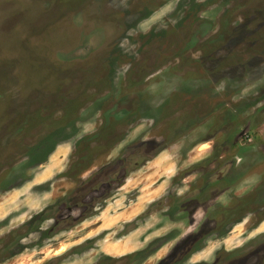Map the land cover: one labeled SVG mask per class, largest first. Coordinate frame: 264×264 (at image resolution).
<instances>
[{
    "label": "rangeland",
    "instance_id": "1",
    "mask_svg": "<svg viewBox=\"0 0 264 264\" xmlns=\"http://www.w3.org/2000/svg\"><path fill=\"white\" fill-rule=\"evenodd\" d=\"M43 216L2 264H264V0H0V243Z\"/></svg>",
    "mask_w": 264,
    "mask_h": 264
},
{
    "label": "flooded vegetation",
    "instance_id": "2",
    "mask_svg": "<svg viewBox=\"0 0 264 264\" xmlns=\"http://www.w3.org/2000/svg\"><path fill=\"white\" fill-rule=\"evenodd\" d=\"M95 179H94V181H95ZM120 186L121 185H119V187ZM56 218L57 219L54 222L55 223L54 227L52 229L50 228V230L48 232L49 237H51L53 235V233L57 234V232H59V230L65 229L69 226V225L66 226L63 224L62 217L56 216ZM46 220H47L46 216H43V218H40V221L37 220V222L35 220L31 219V223H29L23 230H20L18 228L16 230H14L13 236L10 235V236L6 237L4 242L0 243V264L4 263L5 261L9 260L10 258L14 257L15 255H17L19 253L21 254L22 251L27 249V248L21 247L23 245V241L25 240V238L27 236H29V234H31V231L35 232L36 230H41L40 224ZM29 231H30V233H28ZM29 248H30V250H34V245L29 244ZM42 253L43 252H41V251L38 252V254H40V255ZM41 258H43V256H41ZM39 261H40L39 259H35V260H33V263H36V262L38 263ZM44 263L45 262H42L41 264H44Z\"/></svg>",
    "mask_w": 264,
    "mask_h": 264
}]
</instances>
